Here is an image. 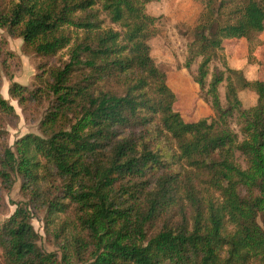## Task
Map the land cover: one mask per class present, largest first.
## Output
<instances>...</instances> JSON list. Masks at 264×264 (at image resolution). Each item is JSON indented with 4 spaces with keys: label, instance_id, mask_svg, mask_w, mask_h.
<instances>
[{
    "label": "trees",
    "instance_id": "trees-1",
    "mask_svg": "<svg viewBox=\"0 0 264 264\" xmlns=\"http://www.w3.org/2000/svg\"><path fill=\"white\" fill-rule=\"evenodd\" d=\"M146 1L103 0L116 31L104 26L98 0H0V28L37 56L70 45L62 67L43 66L42 88L9 89L19 104L45 96L51 105L40 137L24 136L15 152L2 147L0 185L9 189L18 176L28 200L0 229L6 264H264V81L229 68L212 75L213 109L238 113L242 141L207 120L185 122L150 56ZM201 1L191 53L202 58L203 86L223 41L264 31V0ZM6 46L0 40V64ZM224 81L226 108L218 98ZM246 88L257 96L249 110L237 95ZM13 112L0 94V122ZM31 205L45 209L60 257L39 248Z\"/></svg>",
    "mask_w": 264,
    "mask_h": 264
},
{
    "label": "rangeland",
    "instance_id": "rangeland-1",
    "mask_svg": "<svg viewBox=\"0 0 264 264\" xmlns=\"http://www.w3.org/2000/svg\"><path fill=\"white\" fill-rule=\"evenodd\" d=\"M103 0H98L96 9L104 26L120 31L116 24H112L102 8ZM204 11L201 0H147L143 4V13L151 18V37L148 42L150 56L156 66L166 74L167 85L176 96L174 108L180 113L183 120L188 123L199 120L212 122L215 130L230 131L242 141L245 136L241 132L242 122L237 112L232 116H219L213 109L209 84L215 69L227 76L226 69L240 72L247 81H264V31L254 35L249 41L234 39L223 41L222 49L212 51L211 62L205 84L200 86L197 82L198 67L201 57H194L191 51L194 47V29ZM0 40L5 41L7 61L0 64V94L13 108L11 116H5L0 122V155L2 147L7 145L15 152V143L26 135L41 136L39 124L46 114L50 100L42 97L40 103L24 101L19 104L9 95L13 83H17L28 92L43 87V66L59 68L69 61L70 45L58 51L50 58H41L23 45L21 38L10 36L0 28ZM233 79V78H232ZM234 80V79H233ZM226 86L224 81L218 87V98L223 108L227 107ZM238 99L243 110L256 106L257 96L249 88L238 89ZM51 97V95H49ZM236 162L247 168L246 157L235 152ZM13 183L9 189L0 185V229L13 215L16 204L27 203V198L21 193V180L18 176L12 177ZM31 225L38 235L39 248L48 254L60 253V242L52 237L51 227L46 224V211L30 206ZM70 212V211H69ZM68 212V213H69ZM70 215V213H69ZM257 223L264 232V211L257 216ZM0 264H6L4 254L0 248ZM247 264H260L251 261Z\"/></svg>",
    "mask_w": 264,
    "mask_h": 264
}]
</instances>
